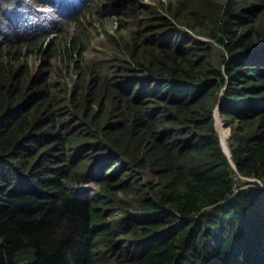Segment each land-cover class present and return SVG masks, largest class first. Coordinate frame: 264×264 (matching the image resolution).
Instances as JSON below:
<instances>
[{
  "label": "trees",
  "instance_id": "trees-1",
  "mask_svg": "<svg viewBox=\"0 0 264 264\" xmlns=\"http://www.w3.org/2000/svg\"><path fill=\"white\" fill-rule=\"evenodd\" d=\"M29 5L0 0V264H264V0H177L211 40L97 60L12 28Z\"/></svg>",
  "mask_w": 264,
  "mask_h": 264
},
{
  "label": "clouds",
  "instance_id": "clouds-1",
  "mask_svg": "<svg viewBox=\"0 0 264 264\" xmlns=\"http://www.w3.org/2000/svg\"><path fill=\"white\" fill-rule=\"evenodd\" d=\"M29 1V0H28ZM33 5H29L31 7L33 14L30 12H25L26 15H18L17 20L12 28L16 29L19 33L24 34H33L37 29H44L43 31H49V35L47 37L46 47L57 38H60V43L63 48V44L69 43L73 44L77 51L73 54V58L77 56L78 53L85 59H94L104 58L111 55H118L124 58H128L126 54L123 43L121 42L122 38L130 39V32H136L138 27L145 28L148 25H154L155 28L153 32H160L163 29H167L174 34L176 29L180 30L179 36H173L169 40H175L178 43L185 34H188L194 38H201L203 40H211V37L208 35L202 34L197 30L192 29L188 25L183 22H180L177 17L172 12V7L177 0H159L158 4L150 3L146 0H138V8L136 11L131 12L129 14H118V7H114L117 2L120 0H80L81 10L78 14H62L56 8H51L46 0H38L41 3L47 5L48 9L39 8L35 9L37 6V0H32ZM72 0H63L62 3H66L72 7V3L74 8L77 7L76 2ZM28 5V3H27ZM66 12L69 9H64ZM107 21L113 22L111 32H105L107 38L111 40V44L113 45L116 52L107 53L102 51V55L96 58H88L85 56V51L88 49L90 45V36L92 34L93 29H102L105 26ZM55 33V34H54ZM88 39V43L84 48H82V44ZM119 42L121 47L119 48L115 42ZM159 42H167L163 37L160 38ZM34 57V60L39 61V56L36 54H32L30 56ZM30 61V59H29ZM31 63V62H30ZM32 64V63H31ZM36 63L32 64L35 65ZM227 82L224 83L220 93H219V102L223 99L224 96L223 90ZM218 107V106H217ZM217 107L214 110V114H216ZM219 114L223 116L220 112ZM225 117V116H223ZM226 118V117H225ZM224 124V123H223ZM216 125V120H215ZM227 127V126H226ZM216 128V126H215ZM230 129V127H229ZM221 144V142H220ZM222 147V144H221ZM225 152L227 158L229 159L232 168L236 171V166L231 159V150L230 154L222 147ZM240 179L242 182L253 181V178L245 177L240 175ZM241 182V183H242ZM247 185H242V188H245ZM240 186L238 185L235 189H238Z\"/></svg>",
  "mask_w": 264,
  "mask_h": 264
},
{
  "label": "rangeland",
  "instance_id": "rangeland-1",
  "mask_svg": "<svg viewBox=\"0 0 264 264\" xmlns=\"http://www.w3.org/2000/svg\"><path fill=\"white\" fill-rule=\"evenodd\" d=\"M62 1L63 0H46V2L48 3V5L51 8H53V7L56 8L62 14H73V13L78 14L80 12V10H81L80 9L81 8L80 0H72V1L76 2V4H77L76 8H74L73 3H72V7H71V3H70V5H67L66 3L61 4ZM101 1H104V0H100V2ZM146 1L148 2V0H146ZM149 2L153 3V4H158L159 0H149ZM39 8L48 9L46 4L41 3L37 0V6L35 7V9H39ZM64 9H67V10L69 9V11L66 12ZM76 14H73V15H76ZM113 25H114L113 22L107 21L105 23L104 28L92 30V34L90 36V45L88 46V49L85 51L86 57H88V58L100 57L102 55V51L107 52V53L116 52L113 45L111 44V40L109 38H107L106 35L104 34L105 32H111ZM30 62L32 64L36 63V60H34V57L30 58ZM219 112H220V110L217 107V111L215 114L216 130H217V133L219 135V139H220V142L222 144V147L227 152V154H230V149H231V144H232L231 139H230V129H229V127H226L223 124L225 122L226 118L221 116L219 114Z\"/></svg>",
  "mask_w": 264,
  "mask_h": 264
},
{
  "label": "water",
  "instance_id": "water-1",
  "mask_svg": "<svg viewBox=\"0 0 264 264\" xmlns=\"http://www.w3.org/2000/svg\"><path fill=\"white\" fill-rule=\"evenodd\" d=\"M18 264H23V262H20V263H18Z\"/></svg>",
  "mask_w": 264,
  "mask_h": 264
}]
</instances>
